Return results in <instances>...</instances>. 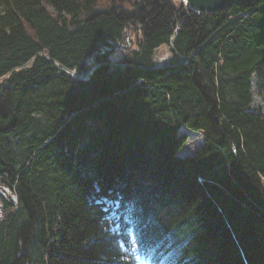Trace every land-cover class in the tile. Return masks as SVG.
Here are the masks:
<instances>
[{"label": "trees", "instance_id": "obj_1", "mask_svg": "<svg viewBox=\"0 0 264 264\" xmlns=\"http://www.w3.org/2000/svg\"><path fill=\"white\" fill-rule=\"evenodd\" d=\"M97 1L0 0V264H264V0Z\"/></svg>", "mask_w": 264, "mask_h": 264}, {"label": "rangeland", "instance_id": "obj_2", "mask_svg": "<svg viewBox=\"0 0 264 264\" xmlns=\"http://www.w3.org/2000/svg\"><path fill=\"white\" fill-rule=\"evenodd\" d=\"M132 1L133 0H129L127 2V4H129V5L134 4V3H132ZM176 3L178 4V6H180V4L178 2H176ZM129 5L126 6L124 4V6H126L128 8L130 7ZM109 6H110L109 0H105V2L103 0L97 1L90 8L89 13L108 10V9H110ZM130 9H131L130 11H133L134 7H131ZM49 10H50V13H53V14L55 13V11L52 10L51 8ZM180 24L181 23H177V25H179V26H180ZM146 27H147L146 24H143L142 26H138L136 23L135 24H132V23H126L125 24V28L123 31V43H122V47H121L123 52L125 51V49L127 51L129 49L134 48L135 38H140L142 35V32L144 31V28H146ZM170 49H171L170 46H167V45H161L157 49V51L154 54L153 59H154L156 65L158 67L161 68L167 64L168 59L171 56ZM122 51H121V53H122ZM119 54H120V52L118 51L116 53V55H119ZM63 70H65L64 72L67 75H70V77H73V78L74 77L76 78L78 76L83 77L81 75H84V74L87 75L90 71V70H88L85 73H82V72L77 73V72H73L71 70H68L66 68H64ZM256 77H257V75L254 73L252 76V86H251L252 87L251 109L264 114V92L260 89H257V87L255 86ZM178 132L179 133H182V132L187 133V141L185 142L183 147L178 152V154L181 156L191 155L197 148H199L203 144V135L202 134H197L194 131L186 130L184 128L179 129ZM0 194L8 195L7 197H9L10 192L8 190V186H6V185L1 186L0 185ZM11 202H13V201L11 200Z\"/></svg>", "mask_w": 264, "mask_h": 264}, {"label": "water", "instance_id": "obj_3", "mask_svg": "<svg viewBox=\"0 0 264 264\" xmlns=\"http://www.w3.org/2000/svg\"><path fill=\"white\" fill-rule=\"evenodd\" d=\"M186 12L214 13L218 9L232 3H240L246 0H176ZM80 76L76 77L79 78ZM74 77V79H76Z\"/></svg>", "mask_w": 264, "mask_h": 264}, {"label": "bare ground", "instance_id": "obj_4", "mask_svg": "<svg viewBox=\"0 0 264 264\" xmlns=\"http://www.w3.org/2000/svg\"><path fill=\"white\" fill-rule=\"evenodd\" d=\"M233 4V3H232ZM225 7V6H224ZM222 9V8H221ZM218 10H220V9H218ZM195 133H197V134H202L201 132H199V131H197V132H195ZM11 195V197H13V200L15 201V197L12 195V194H10ZM0 216H1V211H0Z\"/></svg>", "mask_w": 264, "mask_h": 264}, {"label": "clouds", "instance_id": "obj_5", "mask_svg": "<svg viewBox=\"0 0 264 264\" xmlns=\"http://www.w3.org/2000/svg\"><path fill=\"white\" fill-rule=\"evenodd\" d=\"M167 65H168V62H167V64H166V65H164V66H167ZM164 66H163V67H164ZM161 68H162V67H161Z\"/></svg>", "mask_w": 264, "mask_h": 264}]
</instances>
